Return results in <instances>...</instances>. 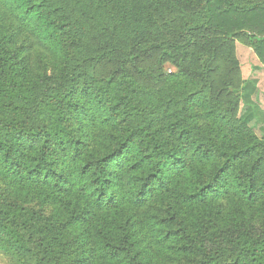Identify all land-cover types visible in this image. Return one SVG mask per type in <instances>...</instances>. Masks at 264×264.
I'll use <instances>...</instances> for the list:
<instances>
[{"label":"trees","instance_id":"trees-1","mask_svg":"<svg viewBox=\"0 0 264 264\" xmlns=\"http://www.w3.org/2000/svg\"><path fill=\"white\" fill-rule=\"evenodd\" d=\"M249 31L264 66V0H0V178L22 199L0 192V247L24 264H264V136L231 68L215 76L239 71ZM154 56L176 70L158 88L126 70Z\"/></svg>","mask_w":264,"mask_h":264},{"label":"rangeland","instance_id":"rangeland-1","mask_svg":"<svg viewBox=\"0 0 264 264\" xmlns=\"http://www.w3.org/2000/svg\"><path fill=\"white\" fill-rule=\"evenodd\" d=\"M255 2H262L263 0H253ZM246 34L239 35L235 39V56L238 61L239 71L231 62L220 61L218 64V74L215 76H226V70H232L230 76H234L231 81L237 82L234 87L238 90L237 97L242 96V104L239 111V117L246 121L260 138L264 136V67L253 46L250 44L248 38L252 36L251 31ZM140 70L148 71L140 73L139 69L132 64L126 66V70L131 73L140 84L150 87L158 88L155 76L168 75L176 70L172 63H159L158 56L152 58L141 59L138 63ZM118 68L117 65L107 64L100 66L98 73L100 75L111 74ZM238 71V72H237ZM239 73V74H238ZM237 76V77H235ZM240 76V77H239ZM105 77V76H100ZM0 192L7 198L13 201L21 202L20 194L0 178ZM34 209H40V202L33 201L29 205ZM47 213H52L49 207H46ZM0 264H24L11 251L0 247Z\"/></svg>","mask_w":264,"mask_h":264},{"label":"crops","instance_id":"crops-1","mask_svg":"<svg viewBox=\"0 0 264 264\" xmlns=\"http://www.w3.org/2000/svg\"><path fill=\"white\" fill-rule=\"evenodd\" d=\"M264 67V66H263ZM264 70V69H263Z\"/></svg>","mask_w":264,"mask_h":264}]
</instances>
